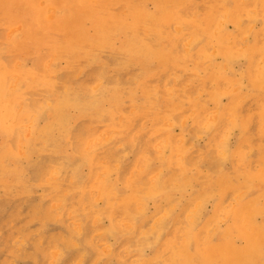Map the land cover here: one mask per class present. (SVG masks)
<instances>
[{
	"label": "rangeland",
	"instance_id": "374dc122",
	"mask_svg": "<svg viewBox=\"0 0 264 264\" xmlns=\"http://www.w3.org/2000/svg\"><path fill=\"white\" fill-rule=\"evenodd\" d=\"M264 264V0H0V264Z\"/></svg>",
	"mask_w": 264,
	"mask_h": 264
},
{
	"label": "bare ground",
	"instance_id": "6f19581e",
	"mask_svg": "<svg viewBox=\"0 0 264 264\" xmlns=\"http://www.w3.org/2000/svg\"><path fill=\"white\" fill-rule=\"evenodd\" d=\"M242 264H247V261L245 259H243Z\"/></svg>",
	"mask_w": 264,
	"mask_h": 264
}]
</instances>
